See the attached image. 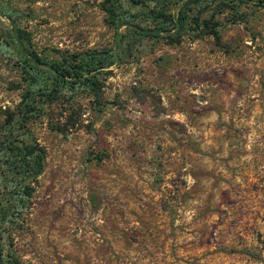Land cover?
Instances as JSON below:
<instances>
[{
  "label": "rangeland",
  "instance_id": "374dc122",
  "mask_svg": "<svg viewBox=\"0 0 264 264\" xmlns=\"http://www.w3.org/2000/svg\"><path fill=\"white\" fill-rule=\"evenodd\" d=\"M101 1L3 0L2 33L27 32L26 51L118 58L95 75L101 105L75 86L16 130L43 149V169L26 195L0 191L1 259L264 264V7L201 15L216 36L144 38L126 53ZM12 41H0V140L44 82Z\"/></svg>",
  "mask_w": 264,
  "mask_h": 264
},
{
  "label": "trees",
  "instance_id": "16d2710c",
  "mask_svg": "<svg viewBox=\"0 0 264 264\" xmlns=\"http://www.w3.org/2000/svg\"><path fill=\"white\" fill-rule=\"evenodd\" d=\"M122 1L131 7L138 6V14L144 17V23L135 21L137 15L124 7ZM3 4V0H0V8ZM248 5L264 7V0H102L99 3L109 18L108 22H114L115 28L124 26L122 32L116 31L113 42L126 53L134 50L144 38L173 44L179 42L185 32H207L216 36L214 28L206 24L208 19L201 15L211 19L223 10L233 11L238 7L247 8ZM208 9L211 11L206 13ZM1 14L8 17L6 13ZM204 28L209 31H204ZM2 32L0 28V41L5 42L6 36L12 37V42L21 46L19 54L26 61L27 68L43 73L34 76V85L38 83L36 78L44 80L38 87L27 89L16 111L8 114L7 129L0 140V191L9 196H24L30 188L29 182L43 169L44 155L43 149L35 142L17 137L16 130H25L26 124L38 117L43 107L75 86L86 89L101 105L95 75L114 63L118 55L109 48L50 61L39 57L32 49L25 50L22 41H27L29 36L24 30L14 27V34ZM1 250L0 246V264H18L10 255L1 259Z\"/></svg>",
  "mask_w": 264,
  "mask_h": 264
}]
</instances>
